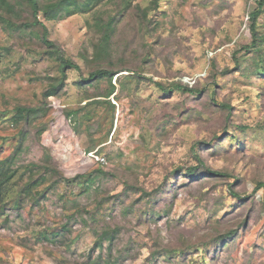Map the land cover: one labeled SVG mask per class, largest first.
<instances>
[{
    "label": "rangeland",
    "instance_id": "374dc122",
    "mask_svg": "<svg viewBox=\"0 0 264 264\" xmlns=\"http://www.w3.org/2000/svg\"><path fill=\"white\" fill-rule=\"evenodd\" d=\"M257 7L102 0L88 12L42 16L81 67L67 70L63 85L60 64L35 35L0 24V158L21 142L19 166L48 160L58 171L39 187V202L23 196L20 209L6 210L0 264H95L100 256L99 264H264V7L256 36L250 26ZM99 68L120 71L109 97L108 80L77 84ZM153 81L202 92L168 93ZM20 105L37 108L32 122L12 123ZM65 223V237L45 236L64 233Z\"/></svg>",
    "mask_w": 264,
    "mask_h": 264
},
{
    "label": "trees",
    "instance_id": "16d2710c",
    "mask_svg": "<svg viewBox=\"0 0 264 264\" xmlns=\"http://www.w3.org/2000/svg\"><path fill=\"white\" fill-rule=\"evenodd\" d=\"M101 1L102 0H0V24L5 29H8L10 31L9 33H19L20 35H27L30 37H33L35 35L36 38L39 39L46 47L47 54H49V56H54L55 60L60 64V71L62 74L61 84L63 85L67 77V70H76L80 72L81 67L75 61L69 59L65 55L63 49L50 38L49 29L44 23L42 16L45 19L53 20L58 19L61 16H68L78 12H88L94 7L98 6ZM254 1H256L258 7L250 14V26L253 36H256V23L259 15L262 13L264 0ZM24 10L28 12L27 17H24L23 15ZM23 18L26 19L23 20ZM102 26V28L104 29V35L98 44V51L102 55H106L109 51L113 19L104 21L102 23ZM129 71L138 77H142L143 72H141L140 70L138 71L129 69ZM118 73H120V71L99 68L95 71H92L88 78H83L81 81L77 82V84L83 85L85 81L89 84L95 85L102 80H108L111 83V89L109 90L107 95L109 97L115 91V85L113 84L112 80ZM153 82L162 90L168 93L174 91L175 89H183L193 94H200L202 92V90L188 87L182 84H176L171 87H166L163 83H160L158 81ZM219 104L220 106L227 109L230 108V105L226 103ZM36 111V107L20 105L17 107L16 115L13 116L11 121L14 124H18L23 119L32 122ZM22 151L23 144L20 142L15 147V150L11 155L0 158V220H2L3 218V226H6L10 220L9 213L6 212L9 207H19L23 196L24 199L33 197L36 202H39L42 197H45L46 193V189L41 192L39 190V187L47 184V182L49 181L48 176H55L58 172L57 169L53 167L50 162H48V160H43L41 162L30 161L19 166L18 158L22 154ZM47 158L49 159V156H47ZM198 161L200 165L205 167V164L201 158H198ZM197 169L198 166L191 167L186 173L187 176L191 177L196 174ZM205 171L209 175L213 176H227V173L213 170L209 167L206 168ZM24 176L27 177V179H23ZM58 177L59 178H55L52 180L55 186L60 185L62 182V178L60 177V175H58ZM87 180L89 182L90 179ZM21 181L26 182L21 184V187L19 188L18 185H20ZM79 184H81V181H79ZM17 186L19 188V191L16 197L8 199V192L11 190V188H17ZM20 208L21 206L19 207V209ZM63 228V231H61L62 229L60 231L64 233H60L59 231H52L49 232V234H45V236L49 235L50 237L53 236L54 238L59 236L65 237V232H68L70 230L68 223H65ZM108 234V232L107 235L105 233H102L101 238H103V240L99 238V242L97 244L98 247L103 246L102 243L104 242V239L108 237ZM100 259L101 256L95 259L94 263L99 264L98 262H100ZM117 261H119V258L112 263L110 262L109 264H116Z\"/></svg>",
    "mask_w": 264,
    "mask_h": 264
}]
</instances>
